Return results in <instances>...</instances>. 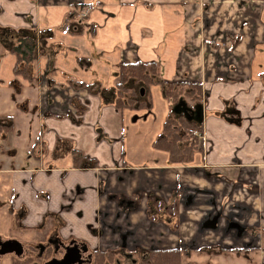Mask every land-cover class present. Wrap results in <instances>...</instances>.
<instances>
[{
	"label": "crops",
	"instance_id": "crops-1",
	"mask_svg": "<svg viewBox=\"0 0 264 264\" xmlns=\"http://www.w3.org/2000/svg\"><path fill=\"white\" fill-rule=\"evenodd\" d=\"M76 4L81 31L70 33L63 16ZM1 29L0 122L11 127L0 171L10 151L34 158L12 169L24 227L57 219L89 248L246 249L264 264V0H0ZM30 31L43 37L33 82L6 49ZM137 60L167 81H199V98L171 105L150 84L148 107L103 100L119 64ZM169 110L202 126L184 162L152 144ZM72 149L88 161L73 166Z\"/></svg>",
	"mask_w": 264,
	"mask_h": 264
},
{
	"label": "trees",
	"instance_id": "trees-1",
	"mask_svg": "<svg viewBox=\"0 0 264 264\" xmlns=\"http://www.w3.org/2000/svg\"><path fill=\"white\" fill-rule=\"evenodd\" d=\"M82 5L76 4L75 8L64 14L63 24L66 31L70 33L81 31L82 25L75 23L74 17L75 9ZM0 31L5 33L2 29ZM39 39L43 40V37H36L31 31L22 32L6 45V49L15 56L13 73L21 75L29 82L35 79L33 68L40 48ZM113 73L112 85L101 88L99 94L103 100L110 101L115 107H148L150 99L145 98L144 94L150 84H159L163 95L171 105L175 104L179 98L196 101L200 96L199 81H167L158 74L153 61L121 62ZM65 80L72 87H86L93 93L97 91V87L94 88L97 82L84 83L66 75ZM174 86L180 90L172 89ZM10 127V124L0 122V129L8 130ZM201 134V123L185 117L182 113L169 110L162 122L161 131L153 139L152 144L166 150L171 162H184L190 159L194 150L201 147ZM71 152L73 166L88 161L78 150L72 149ZM223 249L226 248H221ZM190 250L183 247L153 248L147 252L145 264H182V260L188 256Z\"/></svg>",
	"mask_w": 264,
	"mask_h": 264
},
{
	"label": "flooded vegetation",
	"instance_id": "flooded-vegetation-1",
	"mask_svg": "<svg viewBox=\"0 0 264 264\" xmlns=\"http://www.w3.org/2000/svg\"><path fill=\"white\" fill-rule=\"evenodd\" d=\"M41 224L43 227H39ZM23 230L30 235L0 236V249L3 247L1 242L5 239H15L21 245L19 253L14 250L0 252V259L10 254L13 256V264H145L150 250L129 252L89 248L72 235L61 236L54 220L51 223L42 222L33 228L24 227Z\"/></svg>",
	"mask_w": 264,
	"mask_h": 264
},
{
	"label": "rangeland",
	"instance_id": "rangeland-1",
	"mask_svg": "<svg viewBox=\"0 0 264 264\" xmlns=\"http://www.w3.org/2000/svg\"><path fill=\"white\" fill-rule=\"evenodd\" d=\"M6 33V32H5ZM8 34V32H7ZM174 90L179 88L174 86ZM180 90V89H179ZM145 98H149L148 91H145ZM182 98H179V101ZM179 101L177 103H179ZM4 148L6 146H3ZM1 148V147H0ZM3 153L7 156V151L4 150ZM13 152H9L8 160L5 159V166L10 169V171H0V236L1 237H25L30 234L24 233V226L19 222L23 215V208L13 209L10 203L12 192H11V179H12V169L18 167H24L29 165V163L34 161L33 156L27 157L28 152L22 157L16 159L13 156ZM26 156V157H23ZM33 159V160H32ZM1 165V164H0ZM166 209V208H165ZM58 220H55V224ZM43 225L41 224V226ZM35 229V228H34ZM31 230V229H28ZM246 250V249H245ZM228 250L223 249L219 252H214V250L209 249H191L188 256L182 260V264H257V255L254 253H249L247 250ZM12 255H4L0 259V264H13Z\"/></svg>",
	"mask_w": 264,
	"mask_h": 264
},
{
	"label": "water",
	"instance_id": "water-1",
	"mask_svg": "<svg viewBox=\"0 0 264 264\" xmlns=\"http://www.w3.org/2000/svg\"><path fill=\"white\" fill-rule=\"evenodd\" d=\"M1 245L3 247L0 249V252L14 250L16 253H19L21 251V245L15 239H5L1 242Z\"/></svg>",
	"mask_w": 264,
	"mask_h": 264
},
{
	"label": "built area",
	"instance_id": "built-area-1",
	"mask_svg": "<svg viewBox=\"0 0 264 264\" xmlns=\"http://www.w3.org/2000/svg\"><path fill=\"white\" fill-rule=\"evenodd\" d=\"M81 13H82V11H81Z\"/></svg>",
	"mask_w": 264,
	"mask_h": 264
}]
</instances>
